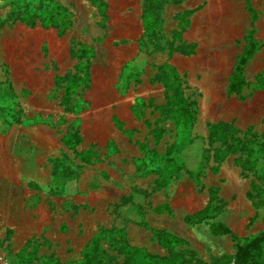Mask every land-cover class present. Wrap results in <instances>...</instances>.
<instances>
[{
	"label": "rangeland",
	"instance_id": "374dc122",
	"mask_svg": "<svg viewBox=\"0 0 264 264\" xmlns=\"http://www.w3.org/2000/svg\"><path fill=\"white\" fill-rule=\"evenodd\" d=\"M17 106L0 264H232L215 229L264 231V0H185L159 20L144 0H0V108Z\"/></svg>",
	"mask_w": 264,
	"mask_h": 264
},
{
	"label": "trees",
	"instance_id": "16d2710c",
	"mask_svg": "<svg viewBox=\"0 0 264 264\" xmlns=\"http://www.w3.org/2000/svg\"><path fill=\"white\" fill-rule=\"evenodd\" d=\"M185 0H144V10L149 11L150 14L157 18L158 20L162 16V9L165 5L168 4H181ZM57 13L58 15L60 12L64 13V10L61 7H57ZM146 14L142 15V19H145ZM32 24V23H31ZM252 51L250 50V45L246 47V50L242 53V55L236 60V66L234 67V72L232 77L229 81L228 86V93H239L240 90L247 85L245 83L244 78L242 76L243 67L249 62L250 58L252 57ZM160 72L164 71V68L160 67ZM172 76L174 79L178 78V74L175 71H172ZM159 81L163 84L167 92H170V97L178 102H182V97L179 89L175 86H172L170 84L169 78L162 74L158 78ZM10 114V115H9ZM20 122V110L17 106V109L14 108H0V135L6 134L8 130L14 125L18 124ZM257 180L259 178L257 177ZM260 181V180H259ZM251 186L258 187L254 182L251 183ZM134 197V194L128 198H124L123 202L130 203L131 198ZM255 204H258L257 201H255ZM215 233L219 235H229L231 239L236 242L235 245V255L232 259V264H259V259L261 258L263 254V248H264V231L258 233L251 239H249L246 242L241 243L240 240L234 236L231 230L228 228L219 225L215 229ZM215 264V263H214Z\"/></svg>",
	"mask_w": 264,
	"mask_h": 264
}]
</instances>
